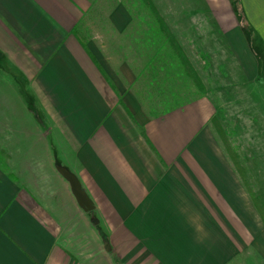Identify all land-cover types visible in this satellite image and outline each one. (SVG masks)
I'll return each mask as SVG.
<instances>
[{"label":"crops","instance_id":"crops-1","mask_svg":"<svg viewBox=\"0 0 264 264\" xmlns=\"http://www.w3.org/2000/svg\"><path fill=\"white\" fill-rule=\"evenodd\" d=\"M238 1L243 22L234 0H205L214 17L202 31L207 38L215 31L254 80L260 62L242 24L264 55V0ZM84 7L79 0H0V61L27 82L100 224L95 230L84 216L73 227L71 216L88 212L75 210L70 184L67 203L42 202L35 170L32 177L25 171L28 154L41 149L15 150L1 135L0 264H264V224L211 126L216 100L199 96L159 111L173 102L156 82L177 70L166 43L140 33L136 48L116 45L108 56L106 44L97 49L74 32ZM178 23L189 20L168 21Z\"/></svg>","mask_w":264,"mask_h":264},{"label":"rangeland","instance_id":"rangeland-1","mask_svg":"<svg viewBox=\"0 0 264 264\" xmlns=\"http://www.w3.org/2000/svg\"><path fill=\"white\" fill-rule=\"evenodd\" d=\"M152 1L167 24L171 18L173 20H189V24L168 25L177 37V32L184 34L181 36L183 40L176 39L206 86L204 96L208 95L214 101L216 100L218 106L217 121H212V129L228 160L234 166L236 175L250 194L252 204L256 208L255 198L261 197L260 204L262 205L264 195V72H257L259 76L250 80L248 74L242 71V66L237 65L236 58L228 52L225 41L220 40L217 43L214 40L216 32H210L214 24L208 26L210 36L207 38L206 31L202 30L207 25L206 20L209 21L214 15L209 8H205V0ZM79 2L85 7L76 11L78 34L84 38L86 43L89 40L94 42L97 49L101 43L106 44L108 56L113 54L116 45H120L124 51H131L132 44L136 48L137 41H140L137 34L150 32L156 35L159 33V30H154L153 27L156 25L155 17L151 15L150 10H147L141 0H134L135 4L132 9L135 14L121 0H88L89 6L84 0H79ZM193 19L196 21L195 24L191 23ZM244 32L246 33L245 30ZM127 34L129 35L127 36ZM155 40L159 44L166 43L160 34L155 36ZM253 43L256 45V41ZM161 46L169 49L168 43ZM6 64L8 63L4 64L0 61V147L4 144L2 136L6 138L10 136L11 146L15 150L26 148L29 152V149L35 146L37 149H41L40 153L31 152L28 154L25 165L26 174L31 175L28 177H32L30 170H35L38 176L36 191H38L42 202L49 204L56 201L62 206L61 200L63 199L64 204L67 203V197H70L71 191L68 181L57 172L55 166L57 163L66 165L67 154L62 153L61 150L58 153L57 144L60 141H57L56 137L48 135L50 126L47 118L36 102L31 89L28 88L27 82L18 76L12 66ZM176 68V71L170 73V80L169 76L161 73L160 80L156 82V85L159 84V89L163 90L164 97L166 99L170 97L173 102L168 105L166 102L161 106L162 108H159V111L176 107L179 105L178 103L195 100L202 95L198 86L196 85V87L193 81L186 77L184 71L179 69L177 62ZM140 83L139 80L133 84V92L141 89ZM24 130L33 131V136L21 137V133L25 134ZM48 148H51L52 151H48ZM49 152H51L48 154L50 156V171L45 166L46 153ZM42 157L43 159L40 160ZM1 160H3L2 157ZM28 184L30 185V183ZM30 187L35 191L34 185H30ZM54 193L58 194L54 195ZM77 207L79 205L75 200V210ZM256 211L258 212L257 208ZM84 216L87 218L85 225L91 224L92 228H95V221L98 220L95 210L88 213L81 211L72 215L73 227L80 224V220H83ZM257 219L258 223L264 224L262 216H257ZM98 224L100 223L98 222L96 225ZM95 230L97 229L95 228ZM251 251L252 254L256 252L255 249H251Z\"/></svg>","mask_w":264,"mask_h":264},{"label":"trees","instance_id":"trees-1","mask_svg":"<svg viewBox=\"0 0 264 264\" xmlns=\"http://www.w3.org/2000/svg\"><path fill=\"white\" fill-rule=\"evenodd\" d=\"M141 1L144 4V6L147 8V10L148 9L150 10L151 15L153 17H155V19H156V25L155 26L157 28L155 26H153L154 30L158 29L159 33H156V34L157 35L160 34L161 38H163L165 40V42L168 43L171 53L173 54V56L177 60V64L179 66V69L181 71L182 70L184 71L186 77L189 78L190 80H192L193 83L195 84V86L196 85L198 86L199 90H201V93H202L201 96H204L205 92H206V86L201 81L200 77L198 76V74L194 68V65L191 63L187 54L183 50V47L181 46V44L176 39V37L173 34L170 26L167 24L164 17L160 14L158 9L156 8L155 3L152 0H141ZM121 2L125 3L129 7V9L132 11V13L135 14L133 9H132V6L135 4L134 0H130V2H129V0H121ZM234 3L236 5V10H237L238 14L240 15V18L243 22V18H242L243 16L240 12V7H241L240 3L238 0H234ZM242 28H244V30L246 31V35L248 37L251 50L256 55V57H258V60L260 62V66H261V72H264V68H263V66H264V55H263V49L261 46V42L257 40L256 33L252 29H250V27L248 25H246V23L242 24ZM74 32L76 35H78L82 39V42H86V41H83L84 38L78 34L77 25L75 27ZM254 41H256V45H255V43H253ZM217 116H214L212 118V121L216 120ZM260 200H261V197H258L257 199L255 198L254 203H255V206H256L260 216H262V218L264 219V195H263V204L262 205L260 204ZM251 253H252V251H251Z\"/></svg>","mask_w":264,"mask_h":264},{"label":"water","instance_id":"water-1","mask_svg":"<svg viewBox=\"0 0 264 264\" xmlns=\"http://www.w3.org/2000/svg\"><path fill=\"white\" fill-rule=\"evenodd\" d=\"M59 173L69 182L72 194L74 195L78 205L86 212L93 211L95 204L86 190L83 188L81 181L75 173L70 171L67 167L57 165ZM98 220L95 221V224Z\"/></svg>","mask_w":264,"mask_h":264}]
</instances>
